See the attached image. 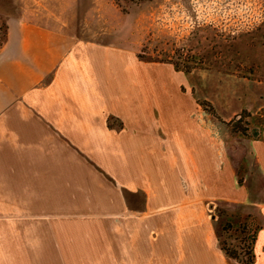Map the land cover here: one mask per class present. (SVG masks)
<instances>
[{
  "label": "rangeland",
  "instance_id": "obj_1",
  "mask_svg": "<svg viewBox=\"0 0 264 264\" xmlns=\"http://www.w3.org/2000/svg\"><path fill=\"white\" fill-rule=\"evenodd\" d=\"M20 4L51 15L55 19L44 22L70 29L84 40L132 49L139 61L140 103L159 91L170 93V101L177 105L175 92L187 96L192 117L217 131L213 135L217 157L212 162L205 147L202 166L189 162L184 168L178 159L176 172L171 173L167 199L173 205L167 215L152 218L131 212L126 217L119 211L116 190L77 158L73 162L69 156L75 174L62 167L59 156L53 179L46 165L42 179H25L40 176L29 172L38 165L29 164L27 174L20 160L29 150L7 141L11 147L2 149L12 154L4 156L15 162L0 163V264H16L20 257L31 264V254L37 259V254L63 257L83 252L91 253L95 264L101 253L105 257L147 251L143 238L160 234L148 229L149 223L171 222L165 228L170 236L183 234L192 225H208L219 238L222 211L251 214L262 222L255 203L222 202L217 196L227 185L241 191L250 175L253 187L256 183L250 144L264 134V0H0V48L7 18L20 14ZM151 74L166 76L170 83L162 88L159 83H144ZM241 116L247 137L234 133L231 126ZM184 195L187 204L181 205ZM142 198L135 200V207L144 206ZM229 237L222 239L231 242Z\"/></svg>",
  "mask_w": 264,
  "mask_h": 264
},
{
  "label": "crops",
  "instance_id": "obj_2",
  "mask_svg": "<svg viewBox=\"0 0 264 264\" xmlns=\"http://www.w3.org/2000/svg\"><path fill=\"white\" fill-rule=\"evenodd\" d=\"M19 8V15L7 18L0 48V163L15 162L4 156L12 154L2 149L11 147L7 141L29 150L20 160L25 162L26 173L29 164L38 165L29 172H40V176L30 174L25 179H42L44 165L53 179L59 156L62 167L75 174L69 165L71 156L116 190L121 214L167 215L173 205L168 201L171 173L176 172L178 159L184 168L189 162L202 166L207 147L214 162L217 131L192 117L193 110L186 108L187 96L182 93H174L178 105L165 91L141 104L139 61L132 49L84 40L70 29L44 22H52L51 15L35 13L21 4ZM168 79L151 74L143 80L162 88L170 83ZM250 145L255 153L254 187L250 175L241 191L224 186L217 200L255 203L262 222L254 264H264V134L261 141ZM258 183L259 188L255 187ZM184 196L181 205L186 203ZM128 197L133 200L131 205ZM139 198L145 201L143 207L134 206ZM168 225L172 223L148 224V229L160 234L143 238L147 251L106 253L105 257L101 253L95 264H238L220 249L214 228L192 225L183 234L170 236L165 230ZM57 255L37 254L35 259L31 254L29 260H34L31 264H93L89 252ZM21 260L16 264H28Z\"/></svg>",
  "mask_w": 264,
  "mask_h": 264
},
{
  "label": "trees",
  "instance_id": "obj_3",
  "mask_svg": "<svg viewBox=\"0 0 264 264\" xmlns=\"http://www.w3.org/2000/svg\"><path fill=\"white\" fill-rule=\"evenodd\" d=\"M243 118L244 116L235 118L231 126L234 133L247 137L248 129L241 126ZM221 217L224 221L218 238L220 249L238 264H254V245L261 223L251 214L242 215L222 211ZM224 235H230L231 242L223 240Z\"/></svg>",
  "mask_w": 264,
  "mask_h": 264
}]
</instances>
